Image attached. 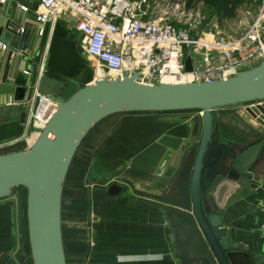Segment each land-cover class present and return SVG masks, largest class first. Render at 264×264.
<instances>
[{"label":"water","instance_id":"obj_1","mask_svg":"<svg viewBox=\"0 0 264 264\" xmlns=\"http://www.w3.org/2000/svg\"><path fill=\"white\" fill-rule=\"evenodd\" d=\"M0 84L35 77L40 95L58 97L84 73L89 55L80 40L60 22L49 41L43 70L42 41L34 25L13 2L0 3ZM26 70L22 73V69ZM193 70L191 57L185 61ZM40 71V72H39ZM32 81V80H31ZM248 105L252 121L243 134L223 128L220 111ZM198 111V133L184 154L174 179L142 191L128 179L112 184L107 196L131 189L159 203L177 234L178 255L185 264H260V259L235 249L224 226L228 201L252 183L253 165L264 152V58L227 80L210 83L141 84L138 74L98 79L78 87L59 104L24 149L0 152V200L26 193V227L33 264H67L62 239L61 203L73 157L89 131L104 118L131 112Z\"/></svg>","mask_w":264,"mask_h":264},{"label":"crops","instance_id":"obj_2","mask_svg":"<svg viewBox=\"0 0 264 264\" xmlns=\"http://www.w3.org/2000/svg\"><path fill=\"white\" fill-rule=\"evenodd\" d=\"M9 1L36 28L37 0ZM21 5L28 12H23ZM5 20L0 17L1 22ZM73 23L72 17L61 22L80 38ZM47 50L43 41L40 70ZM212 58L218 60L219 56ZM102 78L109 77L95 63L55 98L63 102L78 87ZM28 80L22 75L11 86L0 84L1 153L24 148L25 139L34 135L29 119L36 94L35 77ZM247 107L220 111L223 128L243 134L252 121L244 113ZM199 115L198 111L120 113L104 118L89 131L73 157L62 193L61 227L67 264H185L178 255L179 241L170 217L159 203L131 189L112 198L107 196V189L128 179L139 190L153 191L157 182L174 179L198 133ZM252 172L256 187L233 196L223 219L231 245L264 264V152ZM0 264H33L26 199L19 191L0 200Z\"/></svg>","mask_w":264,"mask_h":264},{"label":"built area","instance_id":"obj_3","mask_svg":"<svg viewBox=\"0 0 264 264\" xmlns=\"http://www.w3.org/2000/svg\"><path fill=\"white\" fill-rule=\"evenodd\" d=\"M7 0H0L5 3ZM34 11L37 35L49 47L56 23L67 17L83 49L109 78L138 74L141 84L210 83L227 80L248 70L264 58V0L249 21H238L241 33L232 37L225 33L217 19H208L200 7L187 9L184 0H37ZM162 5L167 18L154 14ZM28 12L26 6H20ZM153 14H152V13ZM236 19V18H235ZM234 19V20H235ZM237 20V19H236ZM8 46L0 43V51ZM218 55V60L212 55ZM191 57L193 70L185 61ZM46 57L41 64L44 68ZM103 79V78H102ZM32 99L29 147L61 102L40 95ZM201 115V113H199Z\"/></svg>","mask_w":264,"mask_h":264},{"label":"trees","instance_id":"obj_4","mask_svg":"<svg viewBox=\"0 0 264 264\" xmlns=\"http://www.w3.org/2000/svg\"><path fill=\"white\" fill-rule=\"evenodd\" d=\"M177 1V0H169ZM187 9L201 7L202 12L208 19H217L220 24L225 21L233 20L237 16V12L248 0H184ZM151 2V0H149ZM24 148H16L20 150ZM14 151V150H13ZM26 199V193L24 192Z\"/></svg>","mask_w":264,"mask_h":264},{"label":"rangeland","instance_id":"obj_5","mask_svg":"<svg viewBox=\"0 0 264 264\" xmlns=\"http://www.w3.org/2000/svg\"><path fill=\"white\" fill-rule=\"evenodd\" d=\"M260 3L261 0H248L243 6L239 8L236 15L237 20L236 19L228 20L222 24L225 33L232 37L238 36L241 33L240 27L238 25V21L243 20L245 23L249 22L256 15ZM157 10L158 11L155 10L153 11L154 14L158 13V16L167 18L165 11H169V10L166 7H162V5H160L157 8ZM200 10L202 11L201 7ZM95 63L96 62L92 58H89L85 71L91 69L93 64Z\"/></svg>","mask_w":264,"mask_h":264}]
</instances>
